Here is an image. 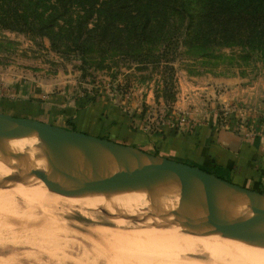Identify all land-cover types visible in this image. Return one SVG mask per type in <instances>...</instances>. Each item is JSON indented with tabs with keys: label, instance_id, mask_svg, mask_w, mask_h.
<instances>
[{
	"label": "rangeland",
	"instance_id": "1",
	"mask_svg": "<svg viewBox=\"0 0 264 264\" xmlns=\"http://www.w3.org/2000/svg\"><path fill=\"white\" fill-rule=\"evenodd\" d=\"M90 1H84L87 14L79 3L69 4L71 16L76 19L77 14H83L84 30H90L81 36L83 53L67 41L70 34L58 39L59 49H55L46 36L0 28V98L30 95L27 90L36 86L40 96L52 97V113L68 129L76 126L72 119H83L91 111L109 125L115 116L131 129L152 133L164 128L177 130L185 125L178 122L181 115L188 122L195 113L212 115L220 127L233 124L249 132L264 127L261 60L238 59L239 47H200L190 42L186 19L167 20L165 0H95L91 5ZM184 1L190 14L199 11L206 0ZM139 7L145 16L138 15L130 26L116 20L117 15L135 13ZM113 11L115 15L104 28V20ZM222 80L237 82L241 85L238 89L254 86L257 96L254 91L250 101L217 102L216 94L224 90ZM224 106L235 110L224 114ZM8 194L15 196L21 214L0 210V264H216L210 257L215 258V253L188 252L194 238L186 241L187 252L170 250L171 258L150 250L141 256L140 247L103 241L95 229H115L119 221L125 224L122 218L127 215L122 212L106 215L103 208L89 209L50 194L45 195L56 200L50 208L27 199L37 206L29 209L16 192ZM49 213L58 220L51 227L46 220ZM141 224L130 225L136 228ZM219 237L224 245L226 239L222 234ZM233 257L239 261L235 254Z\"/></svg>",
	"mask_w": 264,
	"mask_h": 264
},
{
	"label": "water",
	"instance_id": "2",
	"mask_svg": "<svg viewBox=\"0 0 264 264\" xmlns=\"http://www.w3.org/2000/svg\"><path fill=\"white\" fill-rule=\"evenodd\" d=\"M0 131L34 151L36 167L10 165L13 171L0 176H24L31 184L57 190H89L104 185L131 189L160 187L150 202L153 212L170 222H192V232L215 231L247 238L264 231V192L227 180L197 165L145 151L76 129H68L32 117L0 111ZM76 148L81 156L73 154ZM176 191L185 208L168 211L162 198ZM233 209L245 211L233 216ZM122 215H127L122 212ZM264 240V236L261 237Z\"/></svg>",
	"mask_w": 264,
	"mask_h": 264
},
{
	"label": "bare ground",
	"instance_id": "3",
	"mask_svg": "<svg viewBox=\"0 0 264 264\" xmlns=\"http://www.w3.org/2000/svg\"><path fill=\"white\" fill-rule=\"evenodd\" d=\"M69 150L73 154L79 157L81 156L80 152L76 148L70 146ZM21 164L26 165L27 167H36L39 166L41 162L33 150L21 144L15 138H7L0 131V176L13 171V169L10 168V165ZM26 189H34L37 191L32 190V192ZM159 190V186L153 187L152 189H131L115 185H104L95 189L93 188L84 191H64L49 189L37 184H31L29 179L26 177H19L18 175L14 174L9 178L2 179V181H0V210H4L9 214H19L20 212L15 201V196H10L8 194L9 191L16 192L18 195H20L18 197L22 198V201L26 203L29 209L35 207L36 205L28 202L27 199H32L36 201V203L42 204L44 209L49 207L51 204H54L56 200L45 195L50 194L55 198L61 199L63 202H71L89 209H94L97 207L103 208L106 215L115 212H129L126 213L127 216L122 218L126 220V222L125 220L123 221L125 224H120L118 217H112L114 220L118 219L119 221V223L115 222L117 224L114 227L115 229L110 227L96 228L95 231L98 233L99 237L103 239V241H112L111 243L113 245H127V247L125 246L126 248H128L129 245H133L135 249L140 247L143 250L141 251V256H143V252L145 254V250H150L153 254L161 252L164 256L167 255L170 257L172 253L170 250H186L188 247L186 245V241L189 239L192 240V238H194V243L189 245L190 251L186 250V252L188 251L195 254L198 251L201 252L202 250H205L209 253V255L215 253V258L210 256L212 260L211 263L264 264V240L261 239V237L264 236V231L256 233L255 235H252V237L247 238L222 235L227 241L223 245L220 242L221 238L219 237V234L215 231L192 232L186 229L191 224H193V221L185 224L170 222L156 213H149L150 202L156 198ZM161 206L165 210L172 211L177 208H185L187 206V202L181 196H179L178 192L173 191L167 193L162 198ZM45 213L47 212L44 211L43 214L45 215ZM231 213L233 216L237 217L244 216L246 214L245 211L241 209H233ZM24 215L27 214L24 213ZM46 216L47 219H45L48 220V224L50 225L49 227L56 225L53 224V222L55 221L56 223L58 220L53 217L54 215L50 214L49 216L46 214ZM137 216H140V218H137ZM141 222V226L136 228H132L131 226L133 225H130L131 223ZM143 224L144 226H142ZM56 228H58V226ZM229 246L234 249L235 258H237L239 261L234 260L233 252L232 255L230 251H228ZM150 253L148 252L149 257ZM137 258H139V256Z\"/></svg>",
	"mask_w": 264,
	"mask_h": 264
},
{
	"label": "crops",
	"instance_id": "4",
	"mask_svg": "<svg viewBox=\"0 0 264 264\" xmlns=\"http://www.w3.org/2000/svg\"><path fill=\"white\" fill-rule=\"evenodd\" d=\"M230 81V80H229ZM222 80L224 90L216 94L217 102L230 103L237 99H247L256 89L254 86L238 89L237 82ZM241 86V85H240ZM28 94L17 98H0V111L16 116L32 117L59 126L52 113L53 101L47 95L40 96L36 86ZM49 105V107L47 106ZM183 109V108H181ZM89 113L82 118L71 120L76 126L70 127L96 136L106 137L118 142L135 145L145 151L197 165L225 179L247 188L264 192V127L249 132L229 124L220 127L212 115L195 113L185 125L177 130L162 129L147 132L131 129L122 120L106 119ZM231 117V115H228ZM105 120V122H103ZM65 121V120H64ZM117 121V122H115Z\"/></svg>",
	"mask_w": 264,
	"mask_h": 264
},
{
	"label": "trees",
	"instance_id": "5",
	"mask_svg": "<svg viewBox=\"0 0 264 264\" xmlns=\"http://www.w3.org/2000/svg\"><path fill=\"white\" fill-rule=\"evenodd\" d=\"M84 1L87 0H0V28L46 36L55 49H59L57 40L70 34L67 41L83 53L85 41L81 36L90 30H84L83 14H77L76 19L71 16L69 4L79 3L87 14ZM94 2L91 0L89 4ZM163 6L167 20L186 19L190 42L200 47L211 44L239 47L238 59H258L264 63V0H206L199 11L190 14L184 0H165ZM143 11L139 7L135 13L117 15L116 20L130 26L138 15L145 16ZM114 15L115 11L107 16L104 28Z\"/></svg>",
	"mask_w": 264,
	"mask_h": 264
},
{
	"label": "built area",
	"instance_id": "6",
	"mask_svg": "<svg viewBox=\"0 0 264 264\" xmlns=\"http://www.w3.org/2000/svg\"><path fill=\"white\" fill-rule=\"evenodd\" d=\"M223 109H224L223 113L225 114V113H229L231 111V109H233V108H229V107L224 106ZM233 110H235V109H233ZM178 122L181 123V124L186 123V117L184 115H181L178 118Z\"/></svg>",
	"mask_w": 264,
	"mask_h": 264
}]
</instances>
